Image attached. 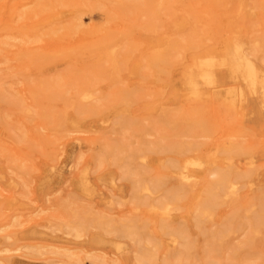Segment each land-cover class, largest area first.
Masks as SVG:
<instances>
[{
  "label": "rangeland",
  "instance_id": "obj_1",
  "mask_svg": "<svg viewBox=\"0 0 264 264\" xmlns=\"http://www.w3.org/2000/svg\"><path fill=\"white\" fill-rule=\"evenodd\" d=\"M209 1L69 0L73 17H63L60 30L33 43L9 39L8 45L2 46L0 31V192L19 198L22 204L0 207V228L6 225L0 236L10 237L5 242L9 248L24 247L18 253H0V259L11 256L16 261L11 264H138L133 240L119 238L123 248L114 250L111 243L116 233L89 226L76 250H58L60 255L52 239L36 232L60 229L54 232L60 235L64 225L78 215L120 224L133 219L147 228L145 234L168 240L160 230L168 221L160 220L133 197V182L141 175L147 180L162 174L161 164L172 155L167 145L177 142L192 143L199 147L197 154L212 157L216 164L208 167L209 171L229 167L232 176L242 180L235 197L214 206L200 229L195 225L194 208L210 179L209 172L189 187L178 209L171 212L169 223L173 227L168 226L185 229L191 249L186 257L168 250L170 264H264V227H255L252 220L264 203V124L250 114L243 115L246 107L226 113L214 100L188 106L174 99L168 88L177 85L178 69L168 68L171 72L166 77L155 70L148 71V76L143 74L146 70L133 74L128 68L111 78L106 65L98 66L93 77L89 68L96 62V47L84 51L81 46L111 37L123 41L120 36L125 29L129 35L126 40L144 47L157 35L171 36L172 21L180 17L190 20V16L198 21L206 19L195 29L212 28L215 36L208 43L219 47L224 36L230 38L226 30L235 31L240 26L239 2L218 0L212 8ZM7 17L5 14L4 19ZM78 17L79 26L69 31ZM218 27L223 30L217 32ZM254 27L250 37L260 36L261 26ZM21 51H25L23 56ZM33 55H41V59L33 60ZM54 81L60 87L48 89ZM83 88L94 90L93 98L79 104L77 93ZM49 91L53 93L45 95ZM120 92H128L130 97L117 114L111 108ZM189 110H195L194 117L202 118L208 130L199 131L180 121ZM139 150L150 158L144 165L131 156ZM82 172L89 181V195L78 186ZM165 179L167 185L173 183V179ZM231 214L235 215L232 234L218 244L210 235L222 229ZM252 224L257 230H252ZM92 234H101L105 245H94ZM0 243L3 247L4 241ZM166 252L159 249L149 264H165ZM0 263L9 264L4 260Z\"/></svg>",
  "mask_w": 264,
  "mask_h": 264
},
{
  "label": "bare ground",
  "instance_id": "obj_2",
  "mask_svg": "<svg viewBox=\"0 0 264 264\" xmlns=\"http://www.w3.org/2000/svg\"><path fill=\"white\" fill-rule=\"evenodd\" d=\"M249 1L238 0L237 9L238 15H240V26L235 27V31L233 28L229 31L227 29L226 33L230 34V38L226 39L224 36V41L220 43L219 47L208 43L211 41L210 37L215 36L212 28L208 30L195 29L197 23L202 27L201 23L206 19L198 21V19L190 18V16L188 18L193 19L192 23L185 17L177 18L171 23L169 30L172 33L171 36L168 35V38H166L157 35L153 41L147 45L145 43L144 47H141V43L136 44L132 40H126L129 39V35L125 29H123L122 36H120L123 41H116L118 37H111V39H105L104 41L86 42L81 45L84 51H90L96 47L94 51L96 62L89 68L92 72L91 76H97L94 71L98 66L102 68L106 65V70L109 71V77L111 78L120 71L128 70V68L133 74H139L142 70H146L147 72L143 74L148 76V71L155 70L158 74L166 77H169L168 75L171 72L166 71L168 68L178 69L177 85L172 84L168 88L170 93L174 95V99L182 100L188 106L214 100L219 108L226 113H233L236 112L237 108L246 107L247 111L243 112V115L244 113L246 115L250 114L263 125L264 0H254L252 4ZM2 2L5 3L2 4ZM218 3V0L209 1L212 8ZM70 5L69 0H0V31H2L3 40L1 45H8L9 39L33 43L39 40L40 36L55 33L61 29L63 17L68 14H70V18L73 17L72 11L69 10L73 6ZM5 14L8 16L6 19H4ZM257 16H259L258 19ZM79 18H76L69 25L70 27L68 26L69 31L79 26ZM16 20L22 22L17 25ZM256 24L261 26L262 33L260 36L250 37L251 29H255ZM193 30L195 31L193 32ZM215 30L220 32L223 28L218 27ZM210 32L212 33L210 34ZM42 48L48 49L47 46ZM141 50L146 52H141ZM19 54L23 56L25 51H21ZM32 58L33 60H39L41 55H33ZM86 84L90 86V83ZM58 87H60L58 81L49 83L47 86L48 89ZM220 89L222 91H219ZM52 91L45 93V95H51ZM93 91L90 88H83L78 91L77 100L79 104L90 102L93 98ZM220 95L224 96L221 97ZM115 96L117 97V104L111 109L118 114L124 110V106H127L130 93L120 92V95ZM24 111L28 112L29 110L24 109ZM194 111L189 110L186 114L188 118H180V121H184L189 127L193 126L192 128L205 132L208 128L204 124V120L200 117H194L196 116L193 113ZM79 112L83 113L86 110H80ZM238 115L241 118L243 116L240 112H238ZM225 116L224 114L220 118L223 119ZM0 117L3 116L0 115ZM212 124L214 125V122ZM216 125L219 126V124ZM167 149L172 155L161 164L164 169L162 174L158 173L147 180L142 175L139 176L133 182L132 194L134 198H139L142 205H147L149 211L160 216V220L168 221L167 224L160 225L162 234L168 236V240L157 239L152 237L150 233V236L145 234L148 231L147 228L144 229L142 224L139 225L133 219H128L125 224H120L109 222L100 217L91 221L78 215L64 225L65 231H61L60 235H54V232L60 231V229L36 233L52 239L55 243L52 247L56 249L57 253H59L58 250L64 252L75 251L80 239L83 237L82 234L88 230L89 226H93L104 233L117 234L115 241L111 243L115 251H121L124 245L119 238L133 240L137 246L138 264H149L154 257L157 258L158 253L156 252L159 249L167 250L165 256L164 253L162 254L166 258L165 264H170V258L168 257L171 249L175 253L177 251V256L186 257L191 249L189 235L185 229L169 227L171 226L169 223L171 212L178 209L179 202L188 194L189 187L194 186L200 175L207 170L210 179L206 182L201 194L198 195V202L194 208L195 225L200 229L204 221L211 216L214 206L218 205L222 199H233L235 197L242 178L237 179L232 176L234 173L228 171L229 167H226V170L212 168L209 171L207 168L216 164L214 159L209 155L197 154L199 147L194 146L192 143L179 144L174 142L169 146L167 145ZM131 156L135 161L140 162V165H144L150 159L142 150L132 153ZM226 159L229 160L230 158ZM165 178L173 179V183L167 185L168 182ZM78 186L85 195L91 193L85 172L81 173ZM18 205H22L19 198L13 195H4L0 192V207L10 208ZM136 209H139V207L137 206ZM234 220V214L228 216L222 229L214 232L210 237L218 244L222 243L223 238L232 234ZM252 220L256 223L255 227H264V203L252 217ZM255 227L253 224L251 225L253 231L257 230ZM4 229H6V225L0 228V232ZM9 239L8 236H0V240L4 241L3 247H0V253L10 255L11 253H18L24 248L22 246L9 248L10 245L5 243ZM91 241L96 246H102L106 243L101 234H92ZM0 246H2V243H0ZM37 247L42 249V246ZM0 260H4L9 264L16 263L11 256Z\"/></svg>",
  "mask_w": 264,
  "mask_h": 264
}]
</instances>
